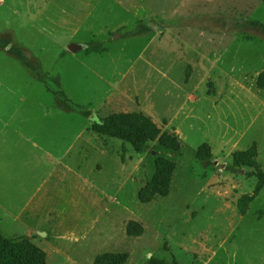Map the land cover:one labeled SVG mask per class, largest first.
Instances as JSON below:
<instances>
[{
  "label": "rangeland",
  "instance_id": "obj_1",
  "mask_svg": "<svg viewBox=\"0 0 264 264\" xmlns=\"http://www.w3.org/2000/svg\"><path fill=\"white\" fill-rule=\"evenodd\" d=\"M255 19L264 0H0V34L44 74L0 47L3 233L31 237L48 264H94L105 251H129L126 264H264V188L242 214L237 199L257 178L232 157L255 142L264 167ZM91 40L107 49L68 47ZM59 88L86 109H63ZM119 109L151 114L181 149L156 139L139 152L92 130L93 115ZM203 141L211 160L196 157ZM161 154L177 161L170 192L144 202ZM130 219L143 234L127 233Z\"/></svg>",
  "mask_w": 264,
  "mask_h": 264
},
{
  "label": "trees",
  "instance_id": "obj_2",
  "mask_svg": "<svg viewBox=\"0 0 264 264\" xmlns=\"http://www.w3.org/2000/svg\"><path fill=\"white\" fill-rule=\"evenodd\" d=\"M251 24L264 31V22L255 19L251 21ZM0 47L8 48L13 55L22 59L37 77L42 78L44 74L26 57L27 53L24 52V48L12 43L9 36L0 34ZM106 49L107 47L101 41L91 40L86 43L88 52H100ZM210 84H213L212 81ZM257 86L264 88V69L258 75ZM52 91L61 98V105L68 111L73 108L85 110L87 107L83 103L74 101L62 88ZM212 92L210 85L208 93ZM91 128L100 136L116 137L124 142L128 141L139 152L149 141L156 139L161 145L170 149L180 150L182 146V140L177 132L163 130L154 117L144 110L113 111L107 115L95 114ZM213 156L214 152L210 142L203 141L199 144L196 150L197 158L211 160ZM232 157L234 168L252 167L246 175L257 178L254 190L241 194L237 199L240 212L245 214L250 204L264 188V167L258 159V148L255 142L247 148L234 150ZM122 158L125 159V148ZM155 161L156 169L152 177L138 191L139 198L144 202L153 200L157 195H166L170 192L172 178L177 167L175 159L163 154L158 155ZM259 212L261 217L264 210ZM144 231L143 222L137 219L128 220V234L141 235ZM129 258V251H105L95 256L94 264H126ZM0 264H48V252L29 236L9 237L0 229ZM149 264H171V262L166 258L151 255Z\"/></svg>",
  "mask_w": 264,
  "mask_h": 264
},
{
  "label": "water",
  "instance_id": "obj_3",
  "mask_svg": "<svg viewBox=\"0 0 264 264\" xmlns=\"http://www.w3.org/2000/svg\"><path fill=\"white\" fill-rule=\"evenodd\" d=\"M86 45L84 43H80V42H72L69 43L68 47L73 50V51H77V50H81L85 47ZM94 118V115H93Z\"/></svg>",
  "mask_w": 264,
  "mask_h": 264
},
{
  "label": "crops",
  "instance_id": "obj_4",
  "mask_svg": "<svg viewBox=\"0 0 264 264\" xmlns=\"http://www.w3.org/2000/svg\"><path fill=\"white\" fill-rule=\"evenodd\" d=\"M81 43V42H80ZM86 45V44H85ZM59 103L61 104V102L59 101ZM62 106V105H61ZM63 107V106H62ZM63 109H65L64 107H63ZM74 109V108H73ZM76 109V108H75ZM66 110V109H65ZM122 110H125V109H119V110H116V111H122ZM133 110H142V109H133ZM47 111H50L49 109L47 110ZM68 111V110H67ZM126 111H128L127 109H126ZM113 112V111H112ZM146 112V111H145ZM111 113V112H110ZM105 115H107V114H105ZM94 117H95V115H94ZM93 123V122H92Z\"/></svg>",
  "mask_w": 264,
  "mask_h": 264
},
{
  "label": "bare ground",
  "instance_id": "obj_5",
  "mask_svg": "<svg viewBox=\"0 0 264 264\" xmlns=\"http://www.w3.org/2000/svg\"><path fill=\"white\" fill-rule=\"evenodd\" d=\"M177 169V168H176ZM169 197V195L168 196H163V198H168Z\"/></svg>",
  "mask_w": 264,
  "mask_h": 264
}]
</instances>
